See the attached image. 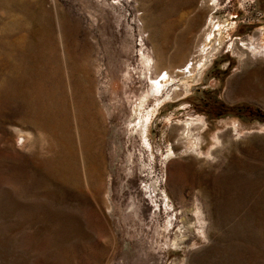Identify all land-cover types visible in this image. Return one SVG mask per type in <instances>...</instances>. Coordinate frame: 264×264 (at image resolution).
<instances>
[{
    "label": "rangeland",
    "instance_id": "1",
    "mask_svg": "<svg viewBox=\"0 0 264 264\" xmlns=\"http://www.w3.org/2000/svg\"><path fill=\"white\" fill-rule=\"evenodd\" d=\"M262 113L264 0H0V264H264Z\"/></svg>",
    "mask_w": 264,
    "mask_h": 264
},
{
    "label": "bare ground",
    "instance_id": "2",
    "mask_svg": "<svg viewBox=\"0 0 264 264\" xmlns=\"http://www.w3.org/2000/svg\"><path fill=\"white\" fill-rule=\"evenodd\" d=\"M218 19V18H217ZM219 23V22H218ZM209 26V28H210V30H213V29H211V24H207V27ZM207 27L202 31V34L204 35V34H206V31H207ZM219 27V26H218ZM215 30V29H214ZM207 40V39H206ZM205 40V41H206ZM205 50V49H204ZM194 52H196V51H194ZM201 57V53H200V55H199V58ZM187 64V63H186ZM190 66V65H189ZM188 65H186V68H182V69H180L181 71H179L178 72V74L176 75V76H178V75H183V74H185V77H184V79H185V81H186V77H189V76H192V74H193V71L196 69V66L195 65H191L190 67H189ZM187 67H189V71L187 70ZM160 70V71H159ZM163 70L162 69H159L158 68V74L159 73H161ZM164 72H166V74H167V77L166 78H162V80H153V86H152V91H151V93H149V94H151V95H154V94H159L162 90H164L165 89V85L167 86L168 85V83L170 82V80L171 79H167V78H170V77H172V75H171V73L168 71V69H165L164 71H163V73ZM166 74L165 75H162V76H166ZM168 74H170L169 76H168ZM159 76V75H158ZM157 77V76H156ZM155 77V78H156ZM173 78V77H172ZM190 78V77H189ZM174 79V78H173ZM182 81V80H181ZM143 121V120H142ZM144 122V121H143ZM192 124V123H191ZM191 127V126H190ZM189 127V128H190ZM187 129L186 130V137L185 138H187V141L191 144L190 146H193V144L195 143H198V141L195 139V137L194 136H192V132H191V130L190 129ZM180 140V139H179Z\"/></svg>",
    "mask_w": 264,
    "mask_h": 264
},
{
    "label": "trees",
    "instance_id": "3",
    "mask_svg": "<svg viewBox=\"0 0 264 264\" xmlns=\"http://www.w3.org/2000/svg\"><path fill=\"white\" fill-rule=\"evenodd\" d=\"M215 104H216L218 110H221V113L235 111V110H242V108H244V110L250 111V113H252L253 115L256 114V111H254L252 108L250 109V107L247 105L237 106V107L236 106H228V105H226L220 101H216ZM261 116H264V113H262Z\"/></svg>",
    "mask_w": 264,
    "mask_h": 264
},
{
    "label": "snow or ice",
    "instance_id": "4",
    "mask_svg": "<svg viewBox=\"0 0 264 264\" xmlns=\"http://www.w3.org/2000/svg\"><path fill=\"white\" fill-rule=\"evenodd\" d=\"M213 2H215V0H213Z\"/></svg>",
    "mask_w": 264,
    "mask_h": 264
}]
</instances>
